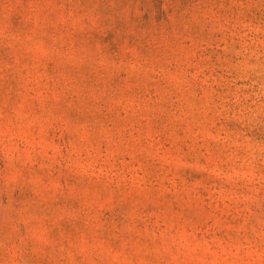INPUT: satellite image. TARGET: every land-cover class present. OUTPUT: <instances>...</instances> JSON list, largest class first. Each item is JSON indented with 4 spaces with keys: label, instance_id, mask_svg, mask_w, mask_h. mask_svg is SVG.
I'll return each mask as SVG.
<instances>
[{
    "label": "rangeland",
    "instance_id": "rangeland-1",
    "mask_svg": "<svg viewBox=\"0 0 264 264\" xmlns=\"http://www.w3.org/2000/svg\"><path fill=\"white\" fill-rule=\"evenodd\" d=\"M0 264H264V0H0Z\"/></svg>",
    "mask_w": 264,
    "mask_h": 264
}]
</instances>
